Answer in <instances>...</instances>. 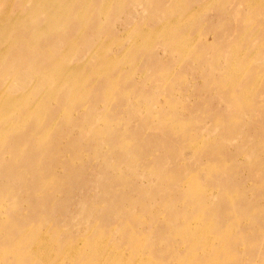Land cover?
<instances>
[{"label": "rangeland", "instance_id": "374dc122", "mask_svg": "<svg viewBox=\"0 0 264 264\" xmlns=\"http://www.w3.org/2000/svg\"><path fill=\"white\" fill-rule=\"evenodd\" d=\"M3 18L0 264H264V0Z\"/></svg>", "mask_w": 264, "mask_h": 264}, {"label": "bare ground", "instance_id": "6f19581e", "mask_svg": "<svg viewBox=\"0 0 264 264\" xmlns=\"http://www.w3.org/2000/svg\"><path fill=\"white\" fill-rule=\"evenodd\" d=\"M2 19V18H1ZM4 22H6V20L3 18V21H0V35L1 34H3L4 35V37H2V38H4V40H3V43L2 44H0V55H1V57H2V62L4 63V59H6L9 55H11V56H15V52H16V49H17V46L16 45H18V41H17V36H16V33H15V36H16V39H15V36L12 38V39H7V38H9V36L11 35L10 33H12V32H15L16 31V27L15 26H12V27H10V28H5L4 27ZM20 30V29H19ZM22 32V31H21ZM10 34V35H9ZM23 47V46H22ZM19 49V48H18ZM27 51V50H26ZM30 56V55H29ZM13 57H11V58H7L8 59V61L10 60V59H12ZM22 58V57H21ZM16 60V58L14 57V61ZM13 61V62H14ZM18 62H19V60H18ZM32 62V61H31ZM1 63V62H0ZM18 66H20L19 64H18ZM5 67V66H4ZM7 67V66H6ZM5 67V68H6ZM17 69H18V67H17ZM20 69V68H19ZM29 69V68H28ZM1 70V69H0ZM7 71L5 72V75H4V77H6L7 75V77L5 78L6 80H8L10 77H11V75H13L14 73H15V70H12V69H10L9 68V70L8 69H6ZM2 71V70H1ZM31 71V70H30ZM3 72V71H2ZM26 74V73H25ZM19 75V74H18ZM17 75V76H18ZM3 77V78H4ZM18 79V78H17ZM5 80V81H6ZM26 81V80H25ZM29 81V80H28ZM8 85H9V82H8ZM7 85V87H6V92H8V90L7 89H9V86ZM17 91V90H16ZM6 92H5V94H6ZM14 92H10L9 93V95H8V98H3V97H6L5 95H4V92L0 95V109H3L5 106H6V104H7V106L6 107H8V104H10L12 101H13V97H14Z\"/></svg>", "mask_w": 264, "mask_h": 264}]
</instances>
